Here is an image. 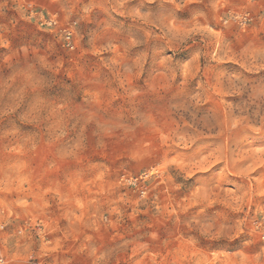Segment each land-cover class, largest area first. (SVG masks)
Returning a JSON list of instances; mask_svg holds the SVG:
<instances>
[{
	"label": "clouds",
	"instance_id": "clouds-1",
	"mask_svg": "<svg viewBox=\"0 0 264 264\" xmlns=\"http://www.w3.org/2000/svg\"><path fill=\"white\" fill-rule=\"evenodd\" d=\"M0 264H264V0H0Z\"/></svg>",
	"mask_w": 264,
	"mask_h": 264
}]
</instances>
